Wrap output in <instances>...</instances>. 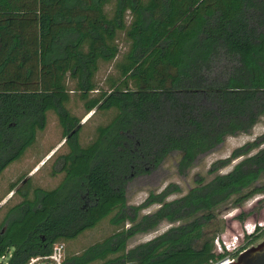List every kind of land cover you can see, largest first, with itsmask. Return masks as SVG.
<instances>
[{"label": "trees", "instance_id": "trees-1", "mask_svg": "<svg viewBox=\"0 0 264 264\" xmlns=\"http://www.w3.org/2000/svg\"><path fill=\"white\" fill-rule=\"evenodd\" d=\"M121 34L123 60L99 88V64L117 58ZM220 52L233 64L225 79H214L209 70ZM72 91L85 113L112 112L86 145L81 119L67 107ZM47 111L57 117L66 148L51 175L63 177L50 190L29 180L18 186L22 177L9 185L6 194L22 200L0 224V258L11 251L7 264H26L59 242L64 264L222 260L229 252L215 246L220 210L264 194V130L213 162L212 177H196L177 198L168 199L181 191L170 183L130 205L127 188L171 155L184 175L227 137L264 126V0H0V176L45 129ZM154 204L155 211L141 213ZM249 214L241 212L239 221ZM103 220L115 228L110 235L78 253L66 247ZM163 222L170 224L163 233L127 248ZM263 238L256 226L235 255Z\"/></svg>", "mask_w": 264, "mask_h": 264}, {"label": "rangeland", "instance_id": "rangeland-1", "mask_svg": "<svg viewBox=\"0 0 264 264\" xmlns=\"http://www.w3.org/2000/svg\"><path fill=\"white\" fill-rule=\"evenodd\" d=\"M119 45L120 53L116 59L109 63L100 62L99 64V71L96 75L99 88H106V78L115 73L114 66L116 62L123 60V53L126 51L127 47L122 34L119 37ZM232 64V60H230L225 53L220 52L216 58H214L209 70L211 78L225 79L230 72ZM70 87L71 85H69V88ZM93 95L94 93L91 94V96ZM67 107L74 115L80 117V123L83 124L80 132L81 145L88 144L93 139L96 126L106 123L112 114V112L101 111L85 113L83 101L80 100L78 94L74 91L69 94ZM263 130L264 126L259 122L253 127L250 134L227 137L216 149L201 156L194 167L184 175H180L177 172L176 163L178 156L171 155L159 168L152 171L149 175L137 177L131 181L127 188L128 203L130 205H139L145 200L149 192H159L170 183L177 184L181 191L180 193L171 195L168 198L169 200L185 194L194 186L196 177L201 176L205 179H210L212 177V175L208 174V170L213 162L218 159L229 157L234 149L255 140L262 134ZM62 144V130L57 117L52 111H47V124L45 129L37 132L34 143L26 149L24 154L17 161L10 164L0 176V196L4 197L0 203V205H3L0 209V224L3 221L7 208L22 200V197L19 195L12 196L11 192L6 194L9 185L14 183L18 178L22 177L23 179L18 186L26 180H29L31 187L37 186L47 190L53 189L59 184L63 174L52 176L51 169L56 155L66 150ZM256 151L257 149L253 150L251 154ZM239 159L234 160L230 165L222 168L220 172L226 173L230 171ZM262 198H264V194L255 196L239 208H231L227 205L220 210L219 217L224 220V224L223 231L219 234V238L215 242L217 251H221L223 247L225 250H233L242 245L244 236L252 233L256 226L264 228V199L259 203ZM157 207L158 205L156 204L151 205L141 213H151L155 211ZM243 211L249 212L250 214L244 222H240L238 215ZM169 226L170 224L163 222L151 233L136 235L128 242L127 248H131L139 243H144L154 238L163 233ZM114 229L115 228L110 225L107 220H103L93 229L84 232L75 240L70 241L66 247H68L71 252H81L87 246L110 235ZM92 264L99 263L95 262Z\"/></svg>", "mask_w": 264, "mask_h": 264}, {"label": "built area", "instance_id": "built-area-1", "mask_svg": "<svg viewBox=\"0 0 264 264\" xmlns=\"http://www.w3.org/2000/svg\"><path fill=\"white\" fill-rule=\"evenodd\" d=\"M238 248V247H237ZM237 248L233 250H226L229 254L222 260L216 261L211 264H230L234 262L237 258L235 255ZM11 255V251L3 255L0 258V263L7 264V260ZM66 258V249L63 243H55L52 250L47 255H38L31 257L26 264H64Z\"/></svg>", "mask_w": 264, "mask_h": 264}, {"label": "water", "instance_id": "water-1", "mask_svg": "<svg viewBox=\"0 0 264 264\" xmlns=\"http://www.w3.org/2000/svg\"><path fill=\"white\" fill-rule=\"evenodd\" d=\"M230 264H264V238L240 252L236 260Z\"/></svg>", "mask_w": 264, "mask_h": 264}]
</instances>
